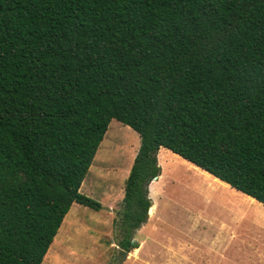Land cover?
Instances as JSON below:
<instances>
[{"label":"trees","instance_id":"1","mask_svg":"<svg viewBox=\"0 0 264 264\" xmlns=\"http://www.w3.org/2000/svg\"><path fill=\"white\" fill-rule=\"evenodd\" d=\"M112 119L141 136L122 260L161 147L264 204V0H0V264H42L73 203L103 207L81 185Z\"/></svg>","mask_w":264,"mask_h":264},{"label":"rangeland","instance_id":"2","mask_svg":"<svg viewBox=\"0 0 264 264\" xmlns=\"http://www.w3.org/2000/svg\"><path fill=\"white\" fill-rule=\"evenodd\" d=\"M140 145L136 130L112 119L81 185V192L103 207L96 210L73 203L42 264H142V251L136 248L121 259L120 231L114 223L121 219L126 179ZM158 158L162 175L149 185L153 212L135 231L134 240L141 245L143 238H220L236 244L237 203L241 206V195L232 192L236 188L165 147ZM148 249L155 253L159 246L151 243Z\"/></svg>","mask_w":264,"mask_h":264},{"label":"crops","instance_id":"3","mask_svg":"<svg viewBox=\"0 0 264 264\" xmlns=\"http://www.w3.org/2000/svg\"><path fill=\"white\" fill-rule=\"evenodd\" d=\"M232 192L241 195V206L237 203L236 207V244L220 238L152 241L143 238L141 245L136 248V252L142 251V264H264V204L238 189ZM231 198L227 199L231 201ZM151 243L158 244L157 252L148 249Z\"/></svg>","mask_w":264,"mask_h":264},{"label":"water","instance_id":"4","mask_svg":"<svg viewBox=\"0 0 264 264\" xmlns=\"http://www.w3.org/2000/svg\"><path fill=\"white\" fill-rule=\"evenodd\" d=\"M155 179H158V176H155V177H154V180H155ZM152 210H153V205H151V206L148 208V215L151 214Z\"/></svg>","mask_w":264,"mask_h":264},{"label":"bare ground","instance_id":"5","mask_svg":"<svg viewBox=\"0 0 264 264\" xmlns=\"http://www.w3.org/2000/svg\"><path fill=\"white\" fill-rule=\"evenodd\" d=\"M195 165V164H194ZM197 168H199V166H196ZM200 169V168H199ZM207 173H209V172H207ZM210 175H212L211 173H209ZM213 176V175H212ZM217 179H219L218 177H216ZM220 180V179H219ZM221 181V180H220ZM226 184V183H225ZM227 186H229L228 184H226ZM152 212H153V210H152ZM151 212V213H152Z\"/></svg>","mask_w":264,"mask_h":264}]
</instances>
